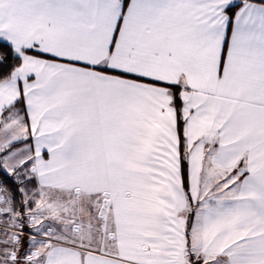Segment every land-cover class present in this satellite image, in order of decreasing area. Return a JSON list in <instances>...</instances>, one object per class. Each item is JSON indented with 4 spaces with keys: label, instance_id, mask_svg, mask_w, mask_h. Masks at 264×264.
Listing matches in <instances>:
<instances>
[{
    "label": "snow or ice",
    "instance_id": "1",
    "mask_svg": "<svg viewBox=\"0 0 264 264\" xmlns=\"http://www.w3.org/2000/svg\"><path fill=\"white\" fill-rule=\"evenodd\" d=\"M0 264H264V0H0Z\"/></svg>",
    "mask_w": 264,
    "mask_h": 264
}]
</instances>
